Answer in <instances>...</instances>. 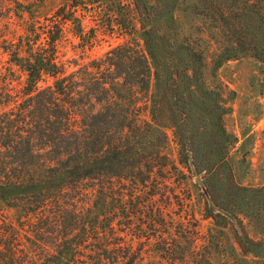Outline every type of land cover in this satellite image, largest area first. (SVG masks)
Listing matches in <instances>:
<instances>
[{
	"label": "trees",
	"instance_id": "16d2710c",
	"mask_svg": "<svg viewBox=\"0 0 264 264\" xmlns=\"http://www.w3.org/2000/svg\"><path fill=\"white\" fill-rule=\"evenodd\" d=\"M181 5L220 30L213 66L183 35ZM132 6L138 27L121 0H70L3 40L0 264H214L232 242L231 264H264V186L236 178L239 139L226 128L230 102L217 80L227 61L264 63V0ZM93 15L143 46L133 39L84 65L63 60L67 25L80 47L94 46L83 23ZM193 173L212 221L202 244Z\"/></svg>",
	"mask_w": 264,
	"mask_h": 264
},
{
	"label": "rangeland",
	"instance_id": "374dc122",
	"mask_svg": "<svg viewBox=\"0 0 264 264\" xmlns=\"http://www.w3.org/2000/svg\"><path fill=\"white\" fill-rule=\"evenodd\" d=\"M68 1L70 0H0L3 6V11L0 13V46H2L5 38L12 40L20 36L28 21L43 20L44 17L54 14ZM121 1L132 11L133 22L138 27L136 14L132 10V0ZM180 1L183 3L184 0ZM26 10L30 12L28 13ZM176 17L183 26V35L208 53L210 56L209 63L213 66L211 56L218 53L224 44L220 30L215 29L213 23L203 22L195 16L190 17L183 5L177 10ZM83 23L87 31L95 30L96 42L94 46L91 49L80 47L78 44L80 41L75 38L71 26L67 25L65 38L60 46V55L63 60L84 65L102 58L112 48L133 39H136L143 46L139 35L130 37L112 32V27L109 26L113 24H110L107 19L93 15L88 16ZM8 58V55L0 49V73H8L10 67ZM78 68L73 65L70 71ZM13 69L17 70L16 68ZM17 74L19 75V72ZM217 77L230 102L229 107L231 109L225 116L226 128L239 139L237 147L231 151L236 178L239 184L243 186H264V63L249 56L230 60L220 67L217 71ZM2 81L3 77H0V89ZM13 84L17 85V82ZM167 132L171 140L170 152L176 158L177 147L173 141L172 132L170 130ZM199 179L202 180L201 177H196L194 173L191 174L189 186L194 198V212L197 230L199 231L198 242L202 244L212 227V221L203 216L202 195L204 191L200 187ZM7 213L11 217H15L12 210L7 209ZM233 244L232 242V246H228V257L213 253L214 264L232 263L229 255L232 253Z\"/></svg>",
	"mask_w": 264,
	"mask_h": 264
},
{
	"label": "water",
	"instance_id": "95a60500",
	"mask_svg": "<svg viewBox=\"0 0 264 264\" xmlns=\"http://www.w3.org/2000/svg\"><path fill=\"white\" fill-rule=\"evenodd\" d=\"M199 183H200V184H203V182H202V180H201V179H199Z\"/></svg>",
	"mask_w": 264,
	"mask_h": 264
}]
</instances>
